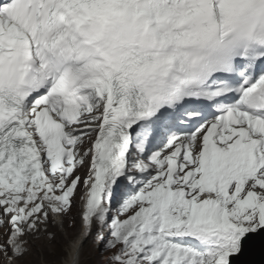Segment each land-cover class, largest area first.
Returning <instances> with one entry per match:
<instances>
[{
	"label": "snow or ice",
	"instance_id": "snow-or-ice-1",
	"mask_svg": "<svg viewBox=\"0 0 264 264\" xmlns=\"http://www.w3.org/2000/svg\"><path fill=\"white\" fill-rule=\"evenodd\" d=\"M0 264H264V0H0Z\"/></svg>",
	"mask_w": 264,
	"mask_h": 264
},
{
	"label": "rangeland",
	"instance_id": "rangeland-1",
	"mask_svg": "<svg viewBox=\"0 0 264 264\" xmlns=\"http://www.w3.org/2000/svg\"><path fill=\"white\" fill-rule=\"evenodd\" d=\"M62 220L63 223L61 227L62 229H64L63 234L59 232L57 227L50 228V231L57 233V243L47 245L46 242L43 240L35 241L37 247H39L42 250L45 257L49 256L50 254H55V258L59 259L61 256L64 255V248L67 247L69 242L76 241V239L78 238L79 235L78 225H74L71 227L69 226L71 222V217L62 218ZM77 221L79 223L78 217L76 218V222ZM89 246H90V242H86L84 244L85 252H88L90 250ZM36 248H34L33 250L35 251Z\"/></svg>",
	"mask_w": 264,
	"mask_h": 264
},
{
	"label": "water",
	"instance_id": "water-1",
	"mask_svg": "<svg viewBox=\"0 0 264 264\" xmlns=\"http://www.w3.org/2000/svg\"><path fill=\"white\" fill-rule=\"evenodd\" d=\"M256 254H258L259 257L254 258L251 256H254ZM261 258V247H260V242L259 240H257V242L254 243V245L245 253V256L242 257V260H260Z\"/></svg>",
	"mask_w": 264,
	"mask_h": 264
}]
</instances>
